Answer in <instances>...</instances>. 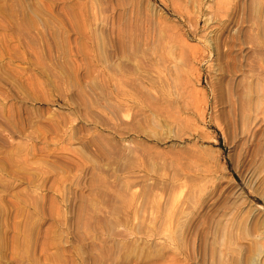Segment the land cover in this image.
Returning <instances> with one entry per match:
<instances>
[{"label": "rangeland", "instance_id": "rangeland-1", "mask_svg": "<svg viewBox=\"0 0 264 264\" xmlns=\"http://www.w3.org/2000/svg\"><path fill=\"white\" fill-rule=\"evenodd\" d=\"M0 264H264V0H0Z\"/></svg>", "mask_w": 264, "mask_h": 264}, {"label": "bare ground", "instance_id": "bare-ground-1", "mask_svg": "<svg viewBox=\"0 0 264 264\" xmlns=\"http://www.w3.org/2000/svg\"><path fill=\"white\" fill-rule=\"evenodd\" d=\"M187 149V148H186Z\"/></svg>", "mask_w": 264, "mask_h": 264}]
</instances>
